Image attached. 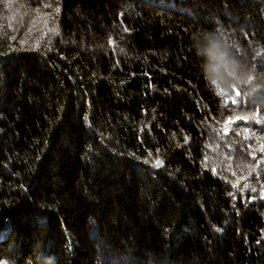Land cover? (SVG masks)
I'll use <instances>...</instances> for the list:
<instances>
[{
    "label": "trees",
    "instance_id": "obj_1",
    "mask_svg": "<svg viewBox=\"0 0 264 264\" xmlns=\"http://www.w3.org/2000/svg\"><path fill=\"white\" fill-rule=\"evenodd\" d=\"M217 25L264 74V0H0V264H264V90L204 79Z\"/></svg>",
    "mask_w": 264,
    "mask_h": 264
},
{
    "label": "clouds",
    "instance_id": "obj_2",
    "mask_svg": "<svg viewBox=\"0 0 264 264\" xmlns=\"http://www.w3.org/2000/svg\"><path fill=\"white\" fill-rule=\"evenodd\" d=\"M226 31L223 25H217L190 38L204 79L226 96L236 90H242L246 97L255 96L264 90V74H258L255 66L250 67L238 58ZM35 264H55V258L45 257L41 251L36 254Z\"/></svg>",
    "mask_w": 264,
    "mask_h": 264
},
{
    "label": "snow or ice",
    "instance_id": "obj_3",
    "mask_svg": "<svg viewBox=\"0 0 264 264\" xmlns=\"http://www.w3.org/2000/svg\"><path fill=\"white\" fill-rule=\"evenodd\" d=\"M217 94H218V95H224L221 91H217ZM236 94L239 95V91H238V90H236ZM232 102H233V103H236V100H235L234 98H232ZM262 150H264V149H262ZM161 163H162L161 161L157 160V161H156V166H160ZM244 187L247 188L248 185L245 184ZM252 190L255 191L254 188H253Z\"/></svg>",
    "mask_w": 264,
    "mask_h": 264
}]
</instances>
